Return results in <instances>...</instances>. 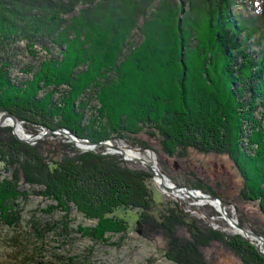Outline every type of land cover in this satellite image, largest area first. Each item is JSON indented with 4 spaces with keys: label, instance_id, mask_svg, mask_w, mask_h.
<instances>
[{
    "label": "trees",
    "instance_id": "16d2710c",
    "mask_svg": "<svg viewBox=\"0 0 264 264\" xmlns=\"http://www.w3.org/2000/svg\"><path fill=\"white\" fill-rule=\"evenodd\" d=\"M3 111L93 140L145 132L169 155L228 154L244 180L241 197L264 212V0H0ZM46 139L30 144L0 126V224H20L29 184L53 208L97 220L81 227L92 239L127 232L115 212L136 209L167 236L177 262L206 264L199 247L209 235L242 264H264L249 240L208 232L179 205L155 212L149 170L67 140L46 152ZM188 184L223 199L204 183ZM181 224L190 238L177 234Z\"/></svg>",
    "mask_w": 264,
    "mask_h": 264
},
{
    "label": "rangeland",
    "instance_id": "374dc122",
    "mask_svg": "<svg viewBox=\"0 0 264 264\" xmlns=\"http://www.w3.org/2000/svg\"><path fill=\"white\" fill-rule=\"evenodd\" d=\"M21 125L27 133H37L43 128L24 124V121ZM46 138L47 142L44 145L46 152L53 147H62L61 137ZM135 138L143 139L151 146L134 143L132 140ZM65 140L68 141L66 137L62 141ZM111 140L116 144L131 146L133 149L150 147L154 150L159 167L173 182L192 188L199 187H193L188 183H204L219 192L228 211L234 217L244 220L247 227L261 230L264 234V212L261 210L260 202L241 197L240 188L244 180L228 154L189 149L182 155H169L162 150L157 138L145 132ZM100 148L105 153L106 149L101 146L94 150ZM147 151L149 152L148 149L142 150L143 156L153 160L152 151L151 153ZM126 163L133 168L146 169L140 163L128 161ZM1 169L0 161V179ZM149 182L156 201L155 212L168 214L169 207L179 205L187 220L196 221L208 232L214 230L226 236L232 234L244 237L229 225L216 205L187 196L186 199L176 198L169 195V190L163 189L162 186L158 187L153 177ZM22 189L28 192V197L19 199L20 224L17 226L0 224V264H185L177 262L167 253L169 251L167 236L143 224L136 209H118L115 212L128 220L127 232L108 233L106 240H95L85 235L81 227L92 226L97 220L86 217L75 207L68 214L61 209L53 208V200L36 193L38 186L24 184ZM201 190L211 194L204 189ZM47 223L51 224V228H48ZM176 232L180 237H191L188 228L183 224L176 228ZM208 236L203 238L205 240L199 247L206 264H242L240 258L229 249L224 240ZM250 243L253 244L251 241Z\"/></svg>",
    "mask_w": 264,
    "mask_h": 264
},
{
    "label": "water",
    "instance_id": "95a60500",
    "mask_svg": "<svg viewBox=\"0 0 264 264\" xmlns=\"http://www.w3.org/2000/svg\"><path fill=\"white\" fill-rule=\"evenodd\" d=\"M22 123L23 121L19 120L14 114L7 111L0 112V126H11L12 133L24 142L36 144L40 140L45 139L50 134L64 135L68 139V141L72 142L76 147H78L82 151L94 150L96 147L101 146L106 149L105 153H119L121 154L122 158L128 162L140 163L152 173V177L154 180L160 179L163 186L170 188L173 192H184L188 195H194L195 192H199V194H201V197L199 198L206 199V201L216 202L218 204L217 208L219 212L222 214L223 218L229 223V225H231L238 233L242 234L245 238L249 239V241H251L256 246L259 253L264 256V236L261 233L254 231L253 229L240 223L238 218L234 217L232 213L228 211L225 202L220 196L205 193L199 188H192L186 185H178L173 182L168 177V175L159 167L154 150L150 147L137 148L136 150H138L139 153L142 152L143 149H148L149 151H152L153 160H150L140 154L128 153L126 148H132L131 146L116 144L111 139L93 140L88 137H82L77 134L74 130L62 126L57 128L43 127L37 133L26 132L25 135H22L17 130V125ZM157 186L160 187L159 185Z\"/></svg>",
    "mask_w": 264,
    "mask_h": 264
},
{
    "label": "bare ground",
    "instance_id": "6f19581e",
    "mask_svg": "<svg viewBox=\"0 0 264 264\" xmlns=\"http://www.w3.org/2000/svg\"><path fill=\"white\" fill-rule=\"evenodd\" d=\"M17 130H18V132H19L20 134H23V135L26 134V131L24 130V126L21 125V124H18V125H17ZM126 150H127V152L130 153V154H140V155L143 156V154H142L143 152H140V153H139V151L136 150L135 148H134V149H133V148H126ZM147 153H151V152H150V151H149V152L147 151ZM154 181H155L156 184L159 185L160 187L162 186L163 189L169 190V193H170L169 195H173V196L176 197V198H184V199H186L187 197H191V198H193V199H195V200H197V201H200V202H206V203H209V204H212V205H216V206H218V204H217L216 202L206 201V199H201V198H199V197H201V194H199V192H195L194 195H188V194H186V193H184V192H177V191L173 192L170 188L164 187L163 184H162V182L160 181V179H156V180H154ZM168 183H169V182H168ZM166 190H165V191H166ZM166 192H167V191H166ZM186 196H187V197H186Z\"/></svg>",
    "mask_w": 264,
    "mask_h": 264
}]
</instances>
